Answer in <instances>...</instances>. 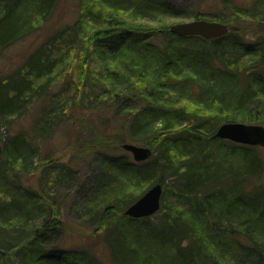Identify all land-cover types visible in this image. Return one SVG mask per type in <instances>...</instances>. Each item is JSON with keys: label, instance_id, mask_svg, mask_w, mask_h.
<instances>
[{"label": "trees", "instance_id": "obj_1", "mask_svg": "<svg viewBox=\"0 0 264 264\" xmlns=\"http://www.w3.org/2000/svg\"><path fill=\"white\" fill-rule=\"evenodd\" d=\"M112 1L114 11L120 9ZM151 1L146 8L171 17L181 16L170 2ZM193 2L195 20L222 22L229 26L228 33L210 40L182 38L172 34L169 26H130L119 14L99 10L89 12V17L82 12L72 23H54L52 35H48L47 20L59 2L29 0L24 4V0H0V54L21 42L31 44L20 69H0V129H10L8 121L16 118L28 123L27 127L0 135V264H155L149 246L154 248L156 242L174 250L176 264H197V259L207 255V244L221 237V216L212 215L211 204L204 197H211L210 190L224 175L233 181L234 189L227 192L240 196L246 186L242 180L260 167L254 154L257 147L212 139L219 125L233 122L231 117L213 116L210 120L205 116L193 122V132L188 131L191 128L175 131L182 115L170 107H174L173 102L180 105V99L216 102L217 95H224L218 89L231 85L237 107H263L264 70L259 64L264 61V0ZM87 28L92 31L91 37ZM60 45L64 48L57 50ZM239 52L251 61L257 58L259 64L244 69L239 61L244 60V66L247 62L236 57ZM239 120L261 121L255 117ZM60 127L72 154L66 162L46 155L39 189L24 188L16 179L38 155L40 141L53 139V132ZM215 140L230 146L232 152L240 151L242 173L201 166L193 159L186 165L174 163L176 149L193 157L204 142ZM129 142L145 147L160 144L156 156L134 162L122 149ZM89 157H94L96 165L92 184L79 186V167ZM16 166L21 167V172L14 171ZM128 176L147 185L162 184L164 177H171L176 180L178 201L202 194L204 197L197 199H203V204L189 208L184 215L175 214L174 218L170 212V216L162 215L161 230L152 236L145 233V229L152 228L142 224L139 233L145 236L138 234L131 239L110 214L127 191ZM58 184L66 194L78 185V209L103 230L108 258L49 248L56 231L65 232L69 227L60 219L62 203L56 202L51 192ZM126 199L120 212L138 197ZM245 199L264 218V186L253 187ZM127 219L131 223L149 221V217ZM206 222L213 223L209 229ZM211 228L214 231L209 232ZM200 230L205 240L200 241ZM235 242L242 254L236 264H264V243L248 235L245 241Z\"/></svg>", "mask_w": 264, "mask_h": 264}, {"label": "rangeland", "instance_id": "obj_2", "mask_svg": "<svg viewBox=\"0 0 264 264\" xmlns=\"http://www.w3.org/2000/svg\"><path fill=\"white\" fill-rule=\"evenodd\" d=\"M56 1L59 3L58 5L56 4L54 10L50 14V18L47 20L48 26L50 25V28L46 33L48 35L52 32L50 30L53 28L54 23L57 24L61 20L72 23L82 14V12L83 15L86 14L89 17V12H97L99 10L107 11L106 13L119 14L125 19V21H127L130 26H143L144 28L159 27L161 25L170 27L171 25L176 23L195 20V18H193V14L195 13L196 6L193 0H162L170 2L177 10H179V12L181 13V16L179 17H171L166 14H160V12L156 9L146 8L147 4H151V0H114L117 8H120L116 9L117 11H114V8L111 7L113 6L112 0H109L110 2L107 3H105L104 0ZM28 2L29 0H24V4ZM86 32H88L91 37L92 31H90L89 28L86 29ZM50 35H52V33ZM30 45L29 42L25 41L2 52V54H0V69H5L6 72L20 69V67H22L23 58L26 51L31 48ZM60 46L56 47L58 48L57 50L64 48L63 45ZM70 54H72L73 58L74 53L70 52ZM243 54L244 53L239 52L236 54V57L238 59L240 57H243L245 59V61L247 62L245 66V63H243L244 60L239 61V64H242L241 67H243L244 69L246 67L251 69L253 68V66L256 67V64H259L257 63V58L251 61L250 59H248L249 57ZM259 66H261V68H263L264 70V61L263 64H259ZM250 72H252V70ZM248 73L246 72V74ZM262 75L264 77V74ZM231 86L226 87V89H224V87L218 89V91L222 92L224 95L223 97H221V95H217V97H215L216 102H210L206 99L201 100V102H197L196 100H187L186 102L184 101V99H180L183 101H179L180 105H177L174 102L171 103L174 106L170 107L171 110L178 111V113L180 112V114L182 115V122L181 124H176L177 127L175 128V131H180L181 129L188 130L191 128L188 131L193 132L192 127L196 126V124H194L193 122H196V120L199 118H205V116H208L210 120L216 116L223 119L226 117H231L233 118V120L231 121L238 123H242V120H239L240 118L249 119L255 117L261 121L259 123L245 122L244 124L250 123L254 125H261L264 127V105L263 107H260V105H257L255 107L245 106L243 107L245 109L237 107V104L232 99V96L234 97V88L233 86ZM262 90L264 91V89ZM174 99L177 100V98L175 97ZM178 107H185L186 110L183 112L181 109H178ZM8 124H10L11 128L6 129L5 127H1L0 135H4V133L8 131L13 132L16 128L22 126H28V123L24 118H16L10 120L8 121ZM52 136L53 139L50 138L51 140L49 139L48 141H40L41 148L40 150L38 149V155L32 160V163L29 165V168L27 170L28 172L22 171V174L19 175L18 179H16L17 182L21 180V184L23 183L24 188H29L31 190L39 189L38 186L41 180V168L47 164L45 158L46 155L49 154V157L51 156L52 159L59 162H66L72 154V148L68 146L63 127H60L58 130L55 129ZM212 139H214V137ZM129 143L134 144L132 142ZM159 144L160 143L158 142L149 147L151 150V156L149 158L156 156L154 153ZM134 145L145 147L144 145L140 144ZM197 151L198 154L190 157L186 156L185 152H183L182 150L176 149L173 153V157L175 159L174 163H176V166H179L180 164L186 165L189 159H193L194 162L196 161L197 164H200L201 166H216L221 168L222 171L224 170V172L228 168H231L232 172L234 173L240 174L243 172L242 163L240 162V151L237 150L236 152H232L231 147L223 142L219 143L216 140L209 143L204 142L203 146L197 149ZM254 152L259 160L260 167L259 169L255 170L249 178H244L242 180L244 185L246 186L243 189L240 188L242 190V194H239L240 196H237V193L231 194L227 192L228 190L234 188L232 187V179H230L229 176L225 175H222L223 177H221L219 181H217V183L215 184V189L210 190L211 197L206 198L202 194H200V197L198 195L196 196L197 198L204 197L207 204H211V208L213 210L212 215L217 216V218L221 216L220 219L223 221L221 231L219 232L221 233V237L219 239H214L215 241L212 240L213 244H207V255H205V257H201V259L196 258L197 260H195L197 261V264H236V260H239L242 254L237 249L238 246H235V241L236 239L245 241L247 235L257 242L264 243V218L260 217V213L258 211L259 209L253 211L251 209V205H249V202L245 199L247 198L248 194H251V192L253 191V187L257 189L264 186V148L257 147ZM0 153H2L1 141ZM93 158L94 157L87 158V160H85L79 167V186H81V184L85 185L86 183L92 184V175L94 174V172H96V165L95 163H93ZM131 159L133 160L132 156ZM14 171L21 172V167L16 166V168H14ZM159 176L160 174L158 175V177ZM129 178V176L126 178L127 182L130 181L126 186L127 191L120 197L117 206L113 210H111L110 214L113 217L114 221L118 223L120 227L129 234L131 239H133L138 234H141V236H145V233H147L146 235L152 236V233L153 235H155L154 232L158 233L159 230H161L160 227L162 215L170 216L171 213L172 218H174L173 215L176 216L175 214L184 215L186 210H188L189 208L196 207L197 205L201 206L203 204V199L198 201L197 198L191 195L189 197H182V200L184 202L178 201V189L174 187L176 186V180L171 177H164L163 183L161 184L162 196L160 210L154 215L150 216L149 221L147 222L132 221L134 223H131L130 220H128L127 217L123 215V211L120 212V206L123 205L122 203L125 202L126 198V200L131 199L133 196L139 198L149 187L154 184L149 183L147 185L145 182H143L142 180H138L136 177H134L133 179ZM78 185L69 190L68 194H66L63 186L59 184L51 188V192H54L55 201L62 203L61 207H59L60 219L64 224H67V226H69L67 227L69 229L66 228L65 232L57 230L56 238H54L55 240L50 243L49 248H65L70 251L84 252L88 256H95L96 258L98 257V259L99 257L108 258L107 248L105 247V244L102 240L104 236L102 232L103 230H99L97 228L96 222L91 224L87 216L84 217L81 214V211L78 209V206L81 203V193L79 192ZM2 194L3 193L0 190V196ZM65 194L67 196L64 200H62V197ZM201 221H204L203 223H205V220L203 218L201 219ZM206 223H208L206 224L208 229L209 226L211 227V225L213 224H211V222ZM142 224L149 225V227H151L152 229L150 230L148 228L145 229V233H139L142 232L139 231V229L142 228ZM212 231H214L213 228L209 230V232ZM200 233L201 235L199 236L201 240H199H205L206 238L202 234V230L199 231V234ZM196 242L198 244L199 241ZM152 243L153 241L151 242V244ZM186 244L184 243V245ZM154 245V248L152 246L149 247H151V249L153 250V259L155 264L175 263L174 261L176 258V254L173 249L162 247L157 244V242L154 243Z\"/></svg>", "mask_w": 264, "mask_h": 264}, {"label": "water", "instance_id": "obj_3", "mask_svg": "<svg viewBox=\"0 0 264 264\" xmlns=\"http://www.w3.org/2000/svg\"><path fill=\"white\" fill-rule=\"evenodd\" d=\"M169 31L182 38L195 36L210 40L225 36L229 26L219 21L199 19L173 24L169 27ZM213 137L236 144L264 148V127L261 125L226 122L217 127ZM122 149L128 152L135 162L145 161L151 156L148 147L125 143ZM161 196L162 185L156 183L129 205L123 211V215L132 219L150 217L159 211Z\"/></svg>", "mask_w": 264, "mask_h": 264}, {"label": "bare ground", "instance_id": "obj_4", "mask_svg": "<svg viewBox=\"0 0 264 264\" xmlns=\"http://www.w3.org/2000/svg\"><path fill=\"white\" fill-rule=\"evenodd\" d=\"M149 148V147H148Z\"/></svg>", "mask_w": 264, "mask_h": 264}]
</instances>
